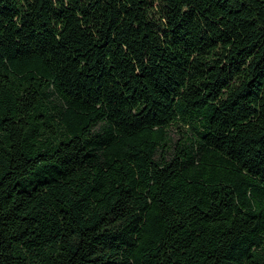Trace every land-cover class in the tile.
<instances>
[{
  "label": "trees",
  "instance_id": "1",
  "mask_svg": "<svg viewBox=\"0 0 264 264\" xmlns=\"http://www.w3.org/2000/svg\"><path fill=\"white\" fill-rule=\"evenodd\" d=\"M0 264H264V0H0Z\"/></svg>",
  "mask_w": 264,
  "mask_h": 264
}]
</instances>
